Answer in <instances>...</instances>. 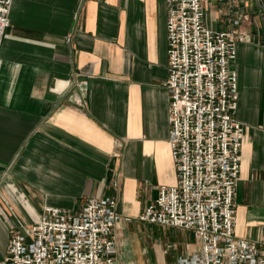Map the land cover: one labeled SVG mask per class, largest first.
<instances>
[{
    "label": "crops",
    "instance_id": "0c3cea01",
    "mask_svg": "<svg viewBox=\"0 0 264 264\" xmlns=\"http://www.w3.org/2000/svg\"><path fill=\"white\" fill-rule=\"evenodd\" d=\"M262 1V2H261ZM264 0H202L234 34L242 125L235 234L264 239ZM0 51V263L46 210L117 200L119 264H178L190 230L139 217L177 185L170 154L166 0H13ZM246 39L239 42L238 36Z\"/></svg>",
    "mask_w": 264,
    "mask_h": 264
},
{
    "label": "built area",
    "instance_id": "2783aa9c",
    "mask_svg": "<svg viewBox=\"0 0 264 264\" xmlns=\"http://www.w3.org/2000/svg\"><path fill=\"white\" fill-rule=\"evenodd\" d=\"M202 0H166L170 154L177 185L161 186L139 217L152 225L190 230L197 255L178 264H264V239L235 234V194L241 173L240 93L232 32L204 23ZM13 0H0V51ZM246 36L239 35L242 42ZM117 200H88L78 213L50 208L27 233L12 229L0 264H119L113 229Z\"/></svg>",
    "mask_w": 264,
    "mask_h": 264
},
{
    "label": "rangeland",
    "instance_id": "374dc122",
    "mask_svg": "<svg viewBox=\"0 0 264 264\" xmlns=\"http://www.w3.org/2000/svg\"><path fill=\"white\" fill-rule=\"evenodd\" d=\"M262 2V1H261ZM264 5V4H263Z\"/></svg>",
    "mask_w": 264,
    "mask_h": 264
}]
</instances>
